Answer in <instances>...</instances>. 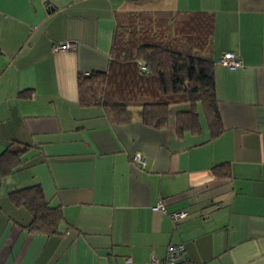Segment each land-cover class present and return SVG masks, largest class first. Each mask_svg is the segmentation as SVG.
<instances>
[{"label":"crops","instance_id":"0c3cea01","mask_svg":"<svg viewBox=\"0 0 264 264\" xmlns=\"http://www.w3.org/2000/svg\"><path fill=\"white\" fill-rule=\"evenodd\" d=\"M143 9L208 13L214 61L241 59L214 64L218 137L203 114L179 137L178 107L157 130L79 106L77 74L106 71L116 15ZM12 143L32 147L0 176V264H145L175 243L191 264H264V0H0V152ZM222 162L230 176L216 178ZM33 184L61 207L60 234L24 228L31 213L10 192Z\"/></svg>","mask_w":264,"mask_h":264},{"label":"trees","instance_id":"16d2710c","mask_svg":"<svg viewBox=\"0 0 264 264\" xmlns=\"http://www.w3.org/2000/svg\"><path fill=\"white\" fill-rule=\"evenodd\" d=\"M212 34L208 13L147 9L118 13L106 71L77 74L79 106L102 108L114 124L128 123L137 113L143 125L157 130L168 126L172 109L178 107L174 124L182 137L200 133L201 105L208 139L218 137L223 126L214 64H221V57L213 59ZM31 147L12 143L1 151L0 176L17 171ZM212 173L216 178L230 176L229 164L214 165ZM10 199L30 211L31 220L24 226L29 232L60 234L62 209L50 205L39 184L11 191Z\"/></svg>","mask_w":264,"mask_h":264},{"label":"built area","instance_id":"2783aa9c","mask_svg":"<svg viewBox=\"0 0 264 264\" xmlns=\"http://www.w3.org/2000/svg\"><path fill=\"white\" fill-rule=\"evenodd\" d=\"M71 44H65V45H57L54 46L53 50H59V49H65V48H71ZM219 63H221L224 66H227L230 69H235L241 66V59L236 56L232 52H225L220 60ZM132 161L140 166L144 167L146 165V159L141 153H135L132 155ZM154 210H158L160 212H166L165 206L162 201L158 202L154 207ZM172 221L174 223H177L181 219H183L186 216L185 211H174L169 213ZM124 264H134L132 260L129 257H126L124 259ZM145 264H191L188 260L186 249L183 244L181 243H175L170 244L167 247L166 256L164 258H158V257H151L150 260Z\"/></svg>","mask_w":264,"mask_h":264},{"label":"rangeland","instance_id":"374dc122","mask_svg":"<svg viewBox=\"0 0 264 264\" xmlns=\"http://www.w3.org/2000/svg\"><path fill=\"white\" fill-rule=\"evenodd\" d=\"M198 112L200 113V115H202V108H201V105H199V107H198ZM202 118H203V115H202Z\"/></svg>","mask_w":264,"mask_h":264}]
</instances>
